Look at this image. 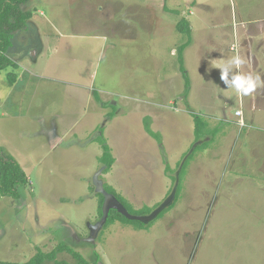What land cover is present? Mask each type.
Segmentation results:
<instances>
[{"label": "rangeland", "instance_id": "obj_1", "mask_svg": "<svg viewBox=\"0 0 264 264\" xmlns=\"http://www.w3.org/2000/svg\"><path fill=\"white\" fill-rule=\"evenodd\" d=\"M102 1L30 0L32 18L60 54L43 57L40 66L29 62L28 39L20 34L9 52L20 63L0 71V147L30 180L19 199L0 195V262L23 263L63 243L90 264H264V61H258L264 21H245L244 41L236 39L240 19L264 17V0L168 1L193 29L183 59L187 92L176 54L187 37L166 16L142 18L129 37L125 21L112 22L116 46L86 42L93 40L88 35L106 41L114 32L103 28L105 16L96 10ZM48 15L57 31L44 21ZM257 23L261 38L251 35ZM74 32L82 35L73 39ZM119 37L129 43L127 54ZM237 54L245 75L258 78L247 96L221 79L220 67ZM241 71L229 67L228 79ZM9 73L26 77L12 88L16 75L10 85ZM40 73L50 80L34 77ZM91 73L97 97L86 102L81 86ZM146 115L158 140L145 130ZM193 115L206 124L197 141ZM101 136L115 159L109 173L99 160ZM97 182L142 221L152 216L143 221L151 224L116 221L103 228ZM57 259L75 261L68 252Z\"/></svg>", "mask_w": 264, "mask_h": 264}, {"label": "trees", "instance_id": "obj_2", "mask_svg": "<svg viewBox=\"0 0 264 264\" xmlns=\"http://www.w3.org/2000/svg\"><path fill=\"white\" fill-rule=\"evenodd\" d=\"M30 0H0V71L7 67H16L17 63L13 60V58L9 55L10 50L16 43V36L22 32H26L28 29V24L32 19L33 9L29 8L26 5ZM177 28L183 34L187 36L190 35V29L188 23L185 19L180 20L177 25ZM188 41L181 44L178 48V61L179 67L183 74L185 80V90L188 89L189 80L187 75L184 73L183 68V60H182V52L184 47L187 45ZM15 74H8V82L10 85L14 82ZM148 117L144 119V127L146 132L154 137L156 140L158 136L148 124ZM194 122V140H199L203 134L205 133L204 129L206 127L205 122L193 115ZM99 142L101 144L102 153L99 157L100 164L102 166V173H109L112 165L115 162V159L111 153V149L108 146L107 142L104 140V137L101 136L99 138ZM202 144L196 146L200 147L199 149L204 148L201 146ZM192 152L188 155L186 160L184 161L182 168L185 167L186 163L192 159ZM168 169V166L166 167ZM30 184V180L24 170L21 168L20 164L9 154H7L2 147H0V195L8 196L13 199L20 198V188L26 187ZM103 188L108 193L112 194L115 199L122 204V206L126 209V211L133 216H136L129 210L127 205L121 200L119 196L115 193V191L108 190L104 185ZM180 186H177L175 199L179 195ZM100 201H99V218L102 217V205L104 196L99 193ZM175 200V201H176ZM173 204H171L168 208H171ZM165 211H161L156 219L159 218ZM150 213V212H149ZM155 219V220H156ZM116 221H120L124 224H135L138 228H146L151 224L150 221L148 223H144L141 220L131 219L124 216L122 213L118 212L116 209H110L108 212L107 219L103 224V228H106L109 224L114 223ZM61 252H68L73 258L74 262L70 263L66 260H58L57 254ZM46 260L54 261V264H90L80 253L72 250L67 247L65 244H58L53 250L48 253L41 252L38 250L29 260L23 263H14V262H0V264H43Z\"/></svg>", "mask_w": 264, "mask_h": 264}, {"label": "crops", "instance_id": "obj_3", "mask_svg": "<svg viewBox=\"0 0 264 264\" xmlns=\"http://www.w3.org/2000/svg\"><path fill=\"white\" fill-rule=\"evenodd\" d=\"M168 1L169 0H103L100 4L96 5V7H97L96 10L102 11L103 15L105 16L106 24H105V26L103 28L104 29L114 28V32L109 34V39H107L106 41H104V39L106 38L105 35H101V34L100 35H98V34L88 35V40H90V39H93V40H90L92 42H90V41H86V42H88L90 44L94 43V44H97V45L101 44V46H103L105 44L106 47L108 45H110L108 47L116 46V45L113 44V42L116 43L115 38H118L119 31L115 30V25L112 22L119 21L120 19L125 21L124 24H123V26H124L123 29H124V32L126 33L125 36H128V32H129V30L131 28H133V27L136 28L137 25H138V27L141 25V21L140 20L142 18H145V17L152 18V16H158V17L161 16L162 17V15L167 17V20H169V22H170V26L174 25V27H175L174 31L178 34V32H180V31L178 30L177 25L180 22V20L185 19V18L184 17H180L179 18L178 17L179 12L177 10V7H171L168 4ZM68 5H70V2H69ZM40 13H42V11H40ZM152 14H154V15H152ZM56 17L58 18V16H56ZM80 17H81V15H79L77 17H74V18L77 20ZM87 17L88 16L86 15V18ZM173 17H174V19H173ZM251 19H248V17H244L243 19H240V21H239L240 25L239 26H240L241 30L237 33L238 34L236 36L237 40H241V41L243 40L244 41V38H243V36H244L243 23L245 21H258L259 23H261V21H264V17H262V16L251 18ZM53 20L54 19H52L48 15V17L47 16L45 17L44 21L48 25H50L51 29L55 28V30L57 31L59 27H58V25L56 23H54ZM173 20H174V24H173ZM36 23H38L36 21V19L32 18L30 20L29 24H28L27 31L26 32H22L20 34H22V37H23V34H25L27 39H28V43H29V44H27L28 61L39 65V64H43L42 63L43 57L46 56V61H47V56L48 55L56 54V53H58V55H59L61 50H60V47H58L56 43H50L49 42L47 34L43 33L42 29L38 28L39 24H36ZM41 23H42V25H44L43 24L44 22L41 21ZM188 26H189V23H188ZM236 27H238V26H236ZM236 27L235 28L232 27V31L233 32L235 30L237 31L238 28H236ZM254 27H256L255 28L256 32H252L251 35L261 38V34H262L261 25H258V23H257V25H254ZM144 29L149 30V28H144ZM189 29H190V35L187 36L186 34H184L187 37V39L183 43H185L186 41H188V43L183 49L182 60L184 59V53H185L186 49L191 45L190 44V39H191V33H192L193 29L191 30L190 26H189ZM45 31H48V30H45ZM58 32H59L60 37L64 38L66 36V34H64L62 30H59ZM115 33H118V34H115ZM180 33L183 34L182 32H180ZM20 34H18L16 36V40L15 41L18 40L17 37ZM81 35L82 34L77 33V32L71 33V36H73V39H74V37H78V36H81ZM120 35L124 36V34L122 32L120 33ZM98 39H101L102 41L99 42ZM140 39L141 38L137 39L139 41V45H141L143 47L146 46L147 45L146 42L144 44H141V40ZM119 42H121L122 44H125V48L126 49L124 48L123 51L126 52V54H127L130 51V46H128L129 45L128 41L125 38L119 37ZM106 43H110V44H106ZM179 46H178V48H179ZM14 47L15 46H13L12 49ZM222 47H226V46H222ZM91 48H93V47H91ZM178 48H177V51H176L177 58H178ZM172 49L173 48H171V50ZM171 54H173V53L171 52ZM74 55H76V54L74 53ZM237 56H239L241 60L244 59L242 57V54H237ZM258 61L263 62L264 60H262L261 58H258ZM16 63L18 65V63H20V62H16ZM53 64H55V63L53 62ZM183 68H184V66H183ZM238 68L242 69L241 75H245L246 64H245L244 60H243V63ZM74 69L77 70V67H75ZM184 73L186 75L185 69H184ZM15 75H16V82L17 83L14 82L13 85H11L12 88L15 87V86L17 87V85L21 82V79H23L24 76H25L24 74L22 75V74H16V73H15ZM182 76H183V74H182ZM34 77H37V78H40V79L50 80V78L47 75V73H40L38 76L36 74H34ZM94 77H95L94 73H91L89 80L87 79L85 81L86 83L84 82V84L82 86L80 84L83 83V82L74 83V85L77 86L78 89L81 86L82 91H85L84 93L82 92L81 95H82L83 99H85L86 102L88 101V99L90 101H92L93 100V96L97 97V93H95V90H92V88H91V85H93L95 83V80H93ZM184 83H185V80H184ZM188 88H189V86H188ZM88 90H89V92H88ZM184 91L187 92L188 89L187 90L184 89ZM76 92L80 93V92H78V90H76ZM87 94H89V96L85 97ZM146 117H148V115L144 116L143 122H144V119ZM148 124H149V119H148ZM155 133L157 135L161 136L160 133H158V132H155ZM159 136H158V139H159ZM63 140H64V136H62V135H61V137L57 136L54 141H51V147L55 148L56 146L60 145L63 142ZM58 143H60V144H58Z\"/></svg>", "mask_w": 264, "mask_h": 264}, {"label": "clouds", "instance_id": "obj_4", "mask_svg": "<svg viewBox=\"0 0 264 264\" xmlns=\"http://www.w3.org/2000/svg\"><path fill=\"white\" fill-rule=\"evenodd\" d=\"M243 61L239 56L233 57L231 60L223 64L221 69V79L225 82L227 87L232 88L240 96H247L252 94L258 85V78L254 80L250 75L234 74L231 79H228V69L231 67L238 68ZM239 115V113H237ZM243 125V121L240 122Z\"/></svg>", "mask_w": 264, "mask_h": 264}, {"label": "water", "instance_id": "obj_5", "mask_svg": "<svg viewBox=\"0 0 264 264\" xmlns=\"http://www.w3.org/2000/svg\"><path fill=\"white\" fill-rule=\"evenodd\" d=\"M96 184H97L98 190H100L101 193L104 196L103 205H102V217L100 218V224L103 225L105 223V221L107 219V216H108V212H109L110 209H116L118 212L122 213L124 216H126L128 218L141 220V219H139L141 216H133V215H130L126 211V209L122 206V204L119 203L112 194H110L107 191H105V189L102 187V184L100 182H97ZM108 197L111 198L112 201H114L115 206L109 207V205L107 204V201H106ZM151 218H152V216L147 217V218H144L143 221L144 222H147ZM91 235L93 236L94 233L92 232Z\"/></svg>", "mask_w": 264, "mask_h": 264}]
</instances>
